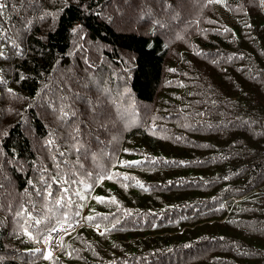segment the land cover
Instances as JSON below:
<instances>
[{
	"label": "trees",
	"instance_id": "16d2710c",
	"mask_svg": "<svg viewBox=\"0 0 264 264\" xmlns=\"http://www.w3.org/2000/svg\"><path fill=\"white\" fill-rule=\"evenodd\" d=\"M0 3V264H264L262 0Z\"/></svg>",
	"mask_w": 264,
	"mask_h": 264
},
{
	"label": "snow or ice",
	"instance_id": "6c2138e0",
	"mask_svg": "<svg viewBox=\"0 0 264 264\" xmlns=\"http://www.w3.org/2000/svg\"><path fill=\"white\" fill-rule=\"evenodd\" d=\"M209 2H212V0H209ZM262 2H264V0H262ZM4 7H5V4L0 3V15H2V10L4 9ZM0 55H2V53H0ZM61 111H62V117H61L62 119L69 118V116H70L69 111H64V110H61ZM75 115H76V113L74 111H72L71 112V117H75ZM76 132L78 134V132H79V129L78 128L76 129ZM73 140H74V143H73L72 147H73V149L76 152L79 153L81 151V149L83 148V144H81L79 142L78 135L77 136H73ZM49 143H52V142L49 141ZM60 155L63 156L64 153H60ZM128 163H139V162H128ZM57 167L59 168V166H57ZM88 175L91 176L92 174L89 173ZM103 178L104 177H98V179H103ZM107 178H111V176H109ZM50 179H51L52 183H55V184H64V185H70V186L71 185H77V184L84 183L83 181H77L74 178L68 177L67 174L60 175L59 173L56 176H52ZM70 186L69 187H62L61 188V192L64 195H62L60 197V199L55 200L54 201L55 204L60 205V204L64 203L65 207H67L68 205H71L72 204L71 197L70 196H67V194L70 191ZM88 187L90 188L91 185H88ZM46 188L47 189H50L51 188V184H46ZM74 194L75 195H79V191H76ZM46 195H47V197L50 198V197H52L53 193L51 191H47ZM65 197H67L66 200H65ZM20 214L21 213H18V215H20ZM28 215L31 218V213H28ZM75 215L78 216L79 215V212H76ZM32 219H33V221H34L35 224H41L42 223V221L40 219H35V218H32ZM64 219H65V221L68 220V214L67 213L64 214ZM85 219L92 220V219H94V217L89 216V217H86ZM69 227H71V224H69ZM59 230H61V229H58L56 227H53V228L49 229L48 230L49 237H51V234L52 233L57 232ZM36 251H39V250L37 249Z\"/></svg>",
	"mask_w": 264,
	"mask_h": 264
},
{
	"label": "rangeland",
	"instance_id": "374dc122",
	"mask_svg": "<svg viewBox=\"0 0 264 264\" xmlns=\"http://www.w3.org/2000/svg\"><path fill=\"white\" fill-rule=\"evenodd\" d=\"M128 9H131V5L129 6ZM128 15H129V13H128ZM81 223H82V220H81ZM81 223H79V224H81ZM69 224H71V223H61V224L57 225L58 227H62L60 233L57 234L56 236H52V237H49V235L47 234V236L44 238V240H43L44 243L42 242L40 247L44 250V255L46 257L57 252V250L61 246V242H62L64 235L66 233L73 231V230H71V227H69Z\"/></svg>",
	"mask_w": 264,
	"mask_h": 264
},
{
	"label": "built area",
	"instance_id": "2783aa9c",
	"mask_svg": "<svg viewBox=\"0 0 264 264\" xmlns=\"http://www.w3.org/2000/svg\"><path fill=\"white\" fill-rule=\"evenodd\" d=\"M79 222H80V221H79ZM79 222H77V223H74V224L71 226V228H74L75 226H77V225L79 224ZM56 228H58V229H61L62 227H56ZM60 231H61V230H59V231H57V232H54V233H52V234H51V237H52V236H56L57 234H59V233H60ZM48 247H49V246H48ZM48 247H47V248H48Z\"/></svg>",
	"mask_w": 264,
	"mask_h": 264
},
{
	"label": "bare ground",
	"instance_id": "6f19581e",
	"mask_svg": "<svg viewBox=\"0 0 264 264\" xmlns=\"http://www.w3.org/2000/svg\"><path fill=\"white\" fill-rule=\"evenodd\" d=\"M44 243V242H43Z\"/></svg>",
	"mask_w": 264,
	"mask_h": 264
}]
</instances>
